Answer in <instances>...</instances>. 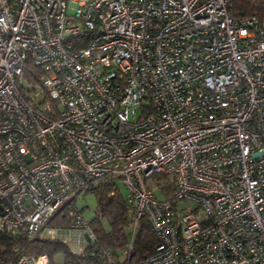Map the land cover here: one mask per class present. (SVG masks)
Listing matches in <instances>:
<instances>
[{"label":"built area","instance_id":"1","mask_svg":"<svg viewBox=\"0 0 264 264\" xmlns=\"http://www.w3.org/2000/svg\"><path fill=\"white\" fill-rule=\"evenodd\" d=\"M113 180L122 259L81 212L56 223ZM143 219L156 244L130 264H264V22L230 0H0V232L129 264ZM25 247L0 264H52Z\"/></svg>","mask_w":264,"mask_h":264},{"label":"trees","instance_id":"2","mask_svg":"<svg viewBox=\"0 0 264 264\" xmlns=\"http://www.w3.org/2000/svg\"><path fill=\"white\" fill-rule=\"evenodd\" d=\"M231 13L234 16H252L264 22V0H230ZM119 182L113 180L100 187L88 189L96 199L98 214L88 220L90 228L96 235V245L109 248L120 259L121 250L128 241V226L131 221L132 209L127 202L125 194L120 189ZM171 186H168L170 188ZM75 211L81 212L73 199L67 208H63L57 215V224L68 225L74 218ZM105 219L108 227L102 222ZM25 244L26 253H46L54 264L57 253L63 255L62 264H104V259L99 253L93 254L90 249H85L83 254H73L68 247L59 240L33 238L32 240L17 239L14 236L0 232V248L12 249L16 243ZM156 244V238L145 219L137 232L129 257L123 259L124 263L137 262L151 254ZM122 259V258H121Z\"/></svg>","mask_w":264,"mask_h":264},{"label":"rangeland","instance_id":"3","mask_svg":"<svg viewBox=\"0 0 264 264\" xmlns=\"http://www.w3.org/2000/svg\"><path fill=\"white\" fill-rule=\"evenodd\" d=\"M26 80L23 81L25 84ZM33 86V84H30ZM120 189L123 192V194L126 193V187L124 184L119 183ZM76 205L78 209L81 210L82 215L86 220H90L94 218L96 214H98V210L96 207V199L95 196L92 192H86V191H81L77 194L76 196ZM104 226L107 228L108 224L105 219L101 218ZM64 225V224H63ZM122 258V256H121ZM63 262V255L61 253H57L54 256V264H62Z\"/></svg>","mask_w":264,"mask_h":264}]
</instances>
